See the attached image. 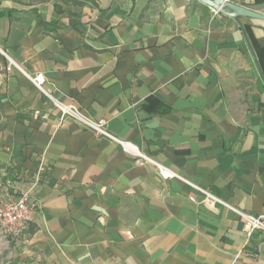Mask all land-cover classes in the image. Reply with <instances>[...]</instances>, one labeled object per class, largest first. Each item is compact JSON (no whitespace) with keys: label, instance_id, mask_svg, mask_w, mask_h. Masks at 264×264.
Returning <instances> with one entry per match:
<instances>
[{"label":"crops","instance_id":"crops-1","mask_svg":"<svg viewBox=\"0 0 264 264\" xmlns=\"http://www.w3.org/2000/svg\"><path fill=\"white\" fill-rule=\"evenodd\" d=\"M0 2V197L41 177L6 264H264V232L134 154L264 216L263 22L197 0ZM2 52L132 148L60 122Z\"/></svg>","mask_w":264,"mask_h":264},{"label":"built area","instance_id":"built-area-1","mask_svg":"<svg viewBox=\"0 0 264 264\" xmlns=\"http://www.w3.org/2000/svg\"><path fill=\"white\" fill-rule=\"evenodd\" d=\"M218 14L217 12H215ZM8 60L7 72L10 73L13 70L22 72L27 79L45 96H47L53 103L55 109L60 115V122L65 120L72 121L77 126L87 129L95 134L97 137L107 138L122 148L129 150L132 146L128 143L118 140L107 129V122L105 120L97 119L88 114L84 109L76 104H67L62 100L54 98L48 94L45 89L46 78L44 74L29 75L24 72L22 67L11 59L6 52H2ZM136 157V164L139 166L150 165L153 166L163 180L178 179L183 183L189 185L195 191L203 195V203L208 205H222L237 216L245 224V232L248 237L256 231L264 232V216H254L246 212L241 211L219 197L213 195L209 191L197 186L187 179L182 178L177 173L166 168L162 164L158 163L154 159L134 150ZM40 174L34 180L32 188L27 191H16L14 193L8 191L0 197V236L8 240V242H16L21 239L29 230L30 224L34 220L36 212L39 210V202L32 199V190L40 182Z\"/></svg>","mask_w":264,"mask_h":264},{"label":"water","instance_id":"water-1","mask_svg":"<svg viewBox=\"0 0 264 264\" xmlns=\"http://www.w3.org/2000/svg\"><path fill=\"white\" fill-rule=\"evenodd\" d=\"M218 14L232 19L248 18L264 23V3L240 6L226 0H197Z\"/></svg>","mask_w":264,"mask_h":264},{"label":"rangeland","instance_id":"rangeland-1","mask_svg":"<svg viewBox=\"0 0 264 264\" xmlns=\"http://www.w3.org/2000/svg\"><path fill=\"white\" fill-rule=\"evenodd\" d=\"M11 1L14 2V3L20 4L22 6H27V5H30L31 3H35V2H38L40 0H11ZM10 243H8L7 239H5L4 237L0 236V264H2L3 261H4V264H6L7 262H9L11 260L9 258L11 256L9 254L10 253L9 252ZM1 256L4 257L3 260H1Z\"/></svg>","mask_w":264,"mask_h":264},{"label":"trees","instance_id":"trees-1","mask_svg":"<svg viewBox=\"0 0 264 264\" xmlns=\"http://www.w3.org/2000/svg\"><path fill=\"white\" fill-rule=\"evenodd\" d=\"M262 4V3H261ZM0 5H1V2H0ZM261 53H264V49H262Z\"/></svg>","mask_w":264,"mask_h":264}]
</instances>
